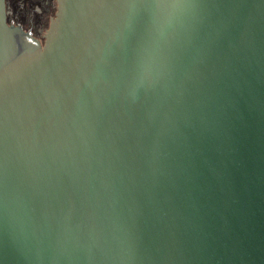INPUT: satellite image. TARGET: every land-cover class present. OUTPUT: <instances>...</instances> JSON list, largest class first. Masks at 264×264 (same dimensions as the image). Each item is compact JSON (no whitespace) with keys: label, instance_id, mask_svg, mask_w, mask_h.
<instances>
[{"label":"water","instance_id":"water-1","mask_svg":"<svg viewBox=\"0 0 264 264\" xmlns=\"http://www.w3.org/2000/svg\"><path fill=\"white\" fill-rule=\"evenodd\" d=\"M0 0V264H264V0Z\"/></svg>","mask_w":264,"mask_h":264},{"label":"flooded vegetation","instance_id":"flooded-vegetation-1","mask_svg":"<svg viewBox=\"0 0 264 264\" xmlns=\"http://www.w3.org/2000/svg\"><path fill=\"white\" fill-rule=\"evenodd\" d=\"M8 23L22 27L41 42L57 10V0H4Z\"/></svg>","mask_w":264,"mask_h":264}]
</instances>
